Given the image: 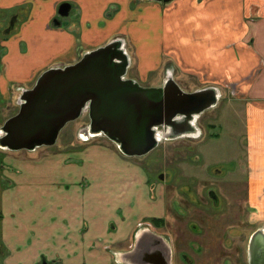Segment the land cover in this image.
<instances>
[{"label":"crops","instance_id":"1","mask_svg":"<svg viewBox=\"0 0 264 264\" xmlns=\"http://www.w3.org/2000/svg\"><path fill=\"white\" fill-rule=\"evenodd\" d=\"M64 2L71 4L68 17L51 27ZM25 9L19 34L1 43L0 104L9 110L14 96H21L14 87L28 89L44 70L74 64L121 38L123 48H131L133 80L157 77L160 87L165 71L172 77L177 71L244 108V189L256 210L253 221L264 222V0H0V12L18 21ZM79 129L66 126L58 138L72 139L50 148L0 150V264H38L42 257L60 264H112L111 247L127 242L138 224L140 215L131 206L140 205L141 195L117 206L113 232L109 195L137 182L147 215H157L155 209L163 213V186L155 199L148 198L144 173L117 167L116 162L127 163L104 142L82 148L75 139L81 138ZM194 136L202 137L203 130L196 126ZM237 182L232 177L227 186L238 190ZM125 221L131 228L121 236L116 232Z\"/></svg>","mask_w":264,"mask_h":264},{"label":"water","instance_id":"2","mask_svg":"<svg viewBox=\"0 0 264 264\" xmlns=\"http://www.w3.org/2000/svg\"><path fill=\"white\" fill-rule=\"evenodd\" d=\"M128 68L121 41L113 40L72 65L44 71L20 96L17 113L0 127V148L52 147L61 131L87 112V135L108 138L126 156H144L157 147V135L196 133L197 118L219 100L215 87L185 92L171 76L160 87H142L125 78ZM247 264H264L261 230L249 238Z\"/></svg>","mask_w":264,"mask_h":264},{"label":"rangeland","instance_id":"3","mask_svg":"<svg viewBox=\"0 0 264 264\" xmlns=\"http://www.w3.org/2000/svg\"><path fill=\"white\" fill-rule=\"evenodd\" d=\"M30 7V6H29ZM28 8V7H27ZM73 16L71 13L70 17ZM64 19H61L63 22ZM26 22L25 17H22V22L18 24V29L15 30L14 33H18L22 24ZM2 28V27H1ZM5 29V28H4ZM2 29V31L4 30ZM2 31L0 30L1 34ZM4 32V31H3ZM13 33V34H14ZM19 34V33H18ZM14 35L11 36V38ZM3 37L0 36V39ZM131 52V48H128ZM132 65V64H131ZM132 68V69H131ZM135 70L134 63L132 67L128 68L125 78L132 79V73L130 70ZM165 79L168 77L166 71L164 72ZM171 78L178 83L180 88L185 92H195L204 88L212 87V86H203L198 81L194 80L193 77L188 78L187 76H182L180 72L174 71L173 77ZM133 80V79H132ZM140 86L145 88H153L156 87L157 77L154 81L142 82L139 79L134 80ZM218 98V102L215 107L205 111L202 113L197 120V127L203 130V136L200 143L196 148H192L188 150L187 156L185 159L187 162L182 163L180 167L183 170V174L185 178H182L179 174L178 169L175 164L169 163L168 165H163V155L165 151H167L166 155L169 153L172 154V157L175 158V154L177 151H183L187 145L192 141H198L193 139L182 138L175 141L164 142L157 149H154L147 157L143 159L142 168L144 173H146L147 178L150 181H155L156 177L159 173H164L165 177L168 175L169 178L164 184H167L170 193L173 196L174 205L176 206L177 212L180 213L181 216L185 209V205H190L191 203H196L192 199H196V195L200 189H205L207 191L208 187H213L218 190L217 184L228 183L232 177L236 178L237 185L235 187L238 190H229L230 188L227 186H223L220 192V196L223 200V208L232 209L233 206V217L228 214L224 217H215L213 213L207 215V211L200 213L202 209H190L187 213L188 219L187 221H199L202 225L204 232H213L214 234H207L204 237V240H201V243L204 246L213 247L211 252L208 251L203 259L199 261V258H196V264H208V260H210L213 255H209L210 253H214L213 249L216 248L217 243L221 240L218 239L222 230H224L227 226H233V235L228 234V240L233 243V263H229L225 261V264H247V245L248 240L250 238L251 230H253L257 225L252 221L253 214L252 212L247 210L246 207V198L247 192L244 189L246 183V138H244L245 131V121H246V112L243 107L239 104L232 102L230 98V102H227L225 99L228 97L227 95L222 98L221 95ZM19 97V96H18ZM231 97V96H229ZM228 97V98H229ZM19 100L20 98H16L14 96L13 101L14 105L11 106L9 104V110L7 108V103L0 104V127L4 124L5 119H8L14 116L19 108ZM228 100V99H227ZM218 106V107H217ZM86 112V111H84ZM87 113V112H86ZM86 113H83L82 116L76 120L72 125L82 126L89 123V118ZM71 124V123H69ZM70 125V126H72ZM62 132V131H61ZM101 138V137H99ZM102 138H105L102 136ZM164 151V153H163ZM161 161V162H160ZM116 166L119 168L127 169L128 171L134 172L136 170H132L131 166L128 164H124L122 162H116ZM115 166V167H116ZM183 180L182 183L180 181ZM204 181L206 183H204ZM115 185V189L117 190L119 183L118 180L113 181ZM1 187L3 188V184ZM210 184H212L210 186ZM138 192V186H132L129 194H126L124 202H121L115 196L114 192H111L109 195V200L111 202V210L109 212L111 223L116 224L114 222L115 216L114 211L117 206H123L126 203H132L133 196L132 193ZM141 195V203L140 205H132L131 212L133 214L140 215L136 218V220H145L150 216H146L148 213L146 211V201L144 199V194L140 190ZM231 197L233 200H231ZM251 197V195H250ZM140 198V196H139ZM138 198V200H139ZM252 198V197H251ZM233 202V204H232ZM120 204V205H118ZM222 208V210H223ZM175 209V208H174ZM256 211V210H255ZM182 212V213H181ZM159 217V216H154ZM175 219L176 230L180 231V234H176L177 238L174 235L172 236V240L176 242L175 244L179 247H184L187 245V236H190V232H188L187 228L183 226V224L177 219ZM233 219V222L229 220ZM250 221V223H249ZM174 223L173 219H169L168 230L170 232V226ZM262 222L258 223L261 224ZM221 225V227L219 226ZM131 224L125 221L119 231L116 233L121 236H125L130 231ZM113 231V230H112ZM111 231V232H112ZM165 232V233H167ZM167 233V234H168ZM181 236V237H180ZM217 238H214V237ZM232 237V238H231ZM170 238V236H169ZM221 246H225L224 242H220ZM215 247V248H214ZM227 251L222 253V258L227 256ZM3 262V259L0 258V263ZM224 261L222 259H215L213 264H223ZM119 264H125L122 260L119 261ZM180 264V263H179Z\"/></svg>","mask_w":264,"mask_h":264},{"label":"flooded vegetation","instance_id":"4","mask_svg":"<svg viewBox=\"0 0 264 264\" xmlns=\"http://www.w3.org/2000/svg\"><path fill=\"white\" fill-rule=\"evenodd\" d=\"M66 8H69V9H68L66 15L63 16L61 13L65 12ZM59 9H61L60 12H59ZM25 10H26V12H25L23 17H25V19H26L28 16V10L27 9H25ZM70 10H71V4L70 3H68V2L61 3L59 5V7L57 8V14H56L57 16L53 20L51 27L55 28V27L59 26L61 23V19L67 18ZM20 22H22V21L21 20L18 21V18L16 17V15H10L9 13L3 14L0 12V30L2 31V29L5 28L3 30L4 32L2 31V34L0 32V36L3 37L2 39H0V60H1V57L3 56V53H4V48L1 45L2 41H6L12 35L15 34L14 32H15V30L18 29V24ZM115 40H120L122 48H123L122 39L116 38ZM128 48H129V46L126 45L125 49L124 48L123 49H124L125 53L127 54V56H129L128 58L131 59V60H129V68H130V66L132 64V58H130V50ZM86 53H88V52H86ZM86 53H84V54H86ZM84 54H82L77 61H79L82 58V56H84ZM130 61H131V63H130ZM59 68H61V67H59ZM49 69H51V68H49ZM49 69H46V70H49ZM46 70H44V71H46ZM0 71H1V65H0ZM43 72H41L37 75V77L35 78V81ZM127 79H129V78H127ZM35 81H34V83H35ZM34 83H33V85H34ZM33 85H30V87L28 89H30ZM13 89L17 92H20L21 95L24 91L28 90V89H25L23 87H14ZM7 119H8V117L5 119V121ZM73 123L68 124L67 126H70ZM89 124L90 123H88L86 125L79 126L80 129L78 130L77 135L81 138H75L80 144H82V148H83V145H85V144H90L93 142L97 143V144H101L104 142V143L108 144V146H110L111 148H114L117 151L118 155L120 156L121 160L123 162L131 165V169L136 167L137 170H140L144 173L143 168H142L143 159L145 157H147L153 150L144 156H138V157L126 156L121 151H119V149L115 145V143L110 141L108 138H106V137L102 138V136H101V138H97L100 136L93 137L92 135H87L86 133H88ZM195 129H196V127H195ZM177 130H179V129H177ZM194 134H196V133H193V134L187 133L184 135H172V134L164 135L163 134L160 137L157 135V138H161V139L158 140V145L155 149H157L164 142L175 141V140L182 139V138L198 140V141H193V142L191 141L183 151L178 150L177 151L178 153L175 154V156H176L175 158L172 157L171 153H169V155H166L167 151H165V153L163 151V153H164L163 165L165 166V165H168L169 163L175 164V166L178 169L179 174L181 175L182 178H185V177H184L183 170L180 167V165L182 163L187 162V160L185 159V156H187V154H188L187 151L191 150L192 148H196L198 146V144L200 143V140L205 139V138H202L201 136L196 137V136H194ZM82 136H85V137L82 138ZM69 139H72V138H58L57 141H59V140L60 141H63V140L69 141ZM46 148H50V147H46ZM0 150H4V149L0 148ZM4 151H7V150H4ZM144 175L146 177L145 186L148 190V193H147L148 198L155 199V191H157V187L163 186V188H164V192H163L164 193L163 213H162L161 209H155L157 215L154 214V216H159V217L150 216L149 218H147L143 221L139 220L137 222L138 224L135 226V229L133 230L131 237H129L126 240L127 242L121 244L122 245L121 247H111V251H109V252H110V254L112 253L111 254L112 260H113L112 264H119V261L122 262V260L125 264H179V263L180 264H196V258L197 259L199 258V261L204 260L203 256L208 251L211 252L213 247L204 246L201 243V240H204L205 235H207V234L212 235L214 233L213 232H204L202 225L199 221H195V220L187 221V219H188L187 213L190 211V209H193V210L202 209L200 211V213H203L206 210L207 215L210 213H213L215 215V217H224V216H226V214L229 213V215L231 217H233V206H232V209H228L226 207L223 208L222 207L223 200H222V197L220 196V192H219V191H221L223 186H225V188H227V183H221V182L216 183L219 191L213 187H208L206 192H205V189H200L196 195V199H192L193 201H196V203H191L190 205H185V209H184V211H182L184 213L181 212L182 214H185V215L181 216L180 213L177 212L178 210L176 209V206L174 205L173 196L170 193V190L168 189L167 184H164V182L168 180L169 176L167 175L165 177L164 173H159L158 176L156 177L155 181H150V179L147 178L146 173H144ZM131 177H133V175H131ZM182 182H183V180L180 181V183H182ZM204 183H206V182L204 181ZM140 185L141 184L137 182V183H134L130 186H126L125 190L123 192H121L120 194H118L115 191L114 192L115 196L117 194V197L119 198V200L121 202H123L126 194H129L131 187L132 186H138V192L131 194L133 197H136L137 193H138V195H140L139 191L143 187ZM211 185L212 184H210V186ZM3 187H4V184H3ZM119 189H121L120 186L118 187V190ZM229 190H231V189H229ZM132 200H133V198H132ZM231 200H233L232 197H231ZM232 204H233V202H232ZM246 207H247L248 211L255 213V210L253 212V210H251V208L249 207L247 198H246ZM222 208H223V210H222ZM147 216H149V215H147ZM174 218H177L183 224V226L185 228H187L188 232H190V236H187V239H188L186 242L187 245H185L184 247H179L178 245L175 244L176 242H174L172 240L173 239L172 238L173 232H174V235H175V233L176 234L178 233L182 236L180 231H178V230L175 231L176 223H175ZM169 219L174 220V223L170 226V232H171L170 234L167 232V231H169L168 225H167V223L169 222ZM229 221L233 222V219H231ZM252 221H253V219H252ZM249 223H250V221H249ZM258 223H260V222L255 223L257 226L253 230H251L250 237L254 232H256L258 230H261L264 232V222H262L261 224H258ZM219 226L221 227V225H219ZM113 228H114V225H113V223H111L110 224V230L112 231ZM230 229H233V226L225 227L224 230H222V232L220 233V236L218 237V239L221 240L220 242L223 241L225 246H221L220 242L217 243L216 248L214 247L215 249H213L214 253L209 254V255H213V257L210 260H208V261H210V262H208V264H213L215 259H222L224 261L223 264H225V261H228L229 263H233V258H232V256H233V243L231 241H229V243H227L228 240L226 239V238H228V234L233 235V230L230 231ZM165 232H167L168 234ZM169 236H170V238H169ZM175 237L177 238L176 235H175ZM214 238H217V237L215 236ZM247 247H248V245H247ZM224 251H227V253H228V255L224 257L226 259L222 258V253H224ZM246 251H247V249H246ZM0 258L4 259V253L1 249V246H0ZM204 258H205V256H204ZM38 264H60V263L57 261L48 262L45 260L44 257H42L41 261Z\"/></svg>","mask_w":264,"mask_h":264},{"label":"bare ground","instance_id":"5","mask_svg":"<svg viewBox=\"0 0 264 264\" xmlns=\"http://www.w3.org/2000/svg\"><path fill=\"white\" fill-rule=\"evenodd\" d=\"M116 255V254H115ZM122 260V259H121Z\"/></svg>","mask_w":264,"mask_h":264}]
</instances>
